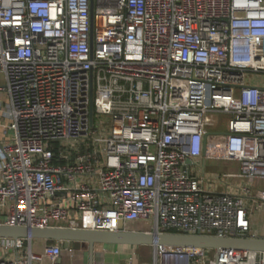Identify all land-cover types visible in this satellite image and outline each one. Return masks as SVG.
<instances>
[{"label":"built area","instance_id":"2783aa9c","mask_svg":"<svg viewBox=\"0 0 264 264\" xmlns=\"http://www.w3.org/2000/svg\"><path fill=\"white\" fill-rule=\"evenodd\" d=\"M0 76L1 225L264 238V0H0ZM32 240L0 264H55ZM149 248L129 264H264Z\"/></svg>","mask_w":264,"mask_h":264},{"label":"water","instance_id":"95a60500","mask_svg":"<svg viewBox=\"0 0 264 264\" xmlns=\"http://www.w3.org/2000/svg\"><path fill=\"white\" fill-rule=\"evenodd\" d=\"M93 0H91V3ZM92 14V9H91ZM92 31V25H91ZM90 118L93 120V84L90 87ZM39 239L60 243L64 249L75 250L87 247L90 260L93 259L94 246L125 245L152 246L164 245L190 249H211L217 253L221 249L250 250L264 252V238H223L213 235H189L182 233H154L137 230L93 231L62 227L26 228L0 224V239Z\"/></svg>","mask_w":264,"mask_h":264},{"label":"crops","instance_id":"0c3cea01","mask_svg":"<svg viewBox=\"0 0 264 264\" xmlns=\"http://www.w3.org/2000/svg\"><path fill=\"white\" fill-rule=\"evenodd\" d=\"M215 163L213 161H205V168L206 171L211 165ZM228 168L230 165H226ZM212 172V171H211ZM208 171V173H211ZM230 172V170L228 171ZM239 181L237 179H231L229 184L231 187L227 188L225 185L218 186L217 190H230L234 191V186L237 185ZM256 185H259V182H255ZM136 225L137 227H141L140 224H131ZM129 225V226H131ZM127 230L129 227L127 226ZM51 242H46L39 239H33L30 242L31 251L36 254L43 256V251L46 245L50 244ZM28 243H24V249L27 248ZM149 247V246H147ZM62 254L57 259L55 264H129V263H139V255L138 251H140V246H125V245H102L96 244L94 246V253L93 259L90 260L89 252L87 247H83L80 249H64L62 246ZM146 251V250H145ZM16 250L12 247H7L5 250L0 249V257H9L12 258L15 256ZM141 253V252H140ZM32 264H51L46 257H42L41 261H33Z\"/></svg>","mask_w":264,"mask_h":264},{"label":"rangeland","instance_id":"374dc122","mask_svg":"<svg viewBox=\"0 0 264 264\" xmlns=\"http://www.w3.org/2000/svg\"><path fill=\"white\" fill-rule=\"evenodd\" d=\"M1 79L2 78L0 76V83H1ZM211 119L219 124L215 127L210 128V132H214V133H226L227 132V121L229 119V116L220 114V113H214ZM213 162L215 163H213L211 167L207 169V171H210V172L212 171L211 173H214V174L228 172L229 170L230 172H236L239 168V165L236 162H218V161H213ZM226 165H230L229 168ZM254 221H255V226L257 227L259 231L264 229V211L257 213L255 215ZM145 225L148 226V224H145ZM128 227L131 230H137V231H142L143 229L142 227H139V226L137 227L136 225H131ZM140 247L141 249L140 251H138L139 252L138 253L139 263L150 261L151 260L150 248L147 246H140ZM214 255H215L214 250L210 249V260L211 261L214 260Z\"/></svg>","mask_w":264,"mask_h":264}]
</instances>
